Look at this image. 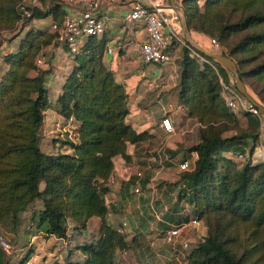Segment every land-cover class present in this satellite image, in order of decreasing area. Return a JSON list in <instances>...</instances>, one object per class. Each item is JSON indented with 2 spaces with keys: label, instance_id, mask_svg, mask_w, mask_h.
I'll return each instance as SVG.
<instances>
[{
  "label": "trees",
  "instance_id": "trees-1",
  "mask_svg": "<svg viewBox=\"0 0 264 264\" xmlns=\"http://www.w3.org/2000/svg\"><path fill=\"white\" fill-rule=\"evenodd\" d=\"M23 1L0 0V29L13 31L20 18L21 26L47 15L59 22L65 12L62 0H38L39 4L25 6L29 15L23 16L19 11ZM181 4L188 28L222 42L241 33L226 53L236 66L258 59L254 50L264 43V27L257 28L264 24V0H203L202 6L199 0H181ZM101 35L87 36L55 99L57 112L77 121L74 139L60 140L63 150L46 152L38 143L39 125L48 105L43 84L47 69L38 68L34 57L40 45L57 43L55 33L28 26L15 50L2 56L6 67L0 74V228L8 220L13 231L18 215L34 201L39 205L31 209L29 219L46 234L64 237L68 224L80 230L90 216L100 219L96 237L77 245L82 258L60 264H118L115 251L124 249L126 241L124 233L105 217L106 179L113 157L128 160L127 144L146 136L126 121L127 93L102 62ZM197 51L215 65L224 81H232L219 62ZM237 52L249 56L238 61L232 57ZM217 72L181 46L178 100L199 126L197 140L183 150L195 151L196 158L192 169L179 174L184 185L180 193L191 205V216L205 226L187 258L189 264H264V161L238 165L224 154L242 150L256 137L258 119L241 112L245 122L239 124L237 114L224 104ZM249 72L264 77V61ZM237 73L245 86L238 68ZM0 264H8L1 246Z\"/></svg>",
  "mask_w": 264,
  "mask_h": 264
},
{
  "label": "crops",
  "instance_id": "crops-1",
  "mask_svg": "<svg viewBox=\"0 0 264 264\" xmlns=\"http://www.w3.org/2000/svg\"><path fill=\"white\" fill-rule=\"evenodd\" d=\"M172 1L173 3L167 0L169 7L180 15L179 22L175 26L180 29L181 35L195 47L203 46L202 43L208 36L197 30L185 32L181 14L177 8V6L181 7L180 0ZM34 4L37 3L34 2ZM124 10L125 7H115L103 13L105 27L100 36L104 43L101 59L103 64L112 70L114 79L123 84L127 93L126 121L135 131L144 130L146 136L137 142L127 144L128 160L125 161L118 155L113 157L111 171L114 181L107 185L108 189L104 193L107 210L111 215L109 218L105 217L111 226L119 225L122 219L128 221L123 231L126 247L115 251V261L118 264H166L169 246L158 239L154 248L147 247L144 245V232L154 225L164 226L167 222L181 220L184 217L187 219L191 217L192 208L186 197L180 193L181 171L177 168V161L182 156L180 151L174 152V148L180 145L181 138L176 131L171 134L163 132L159 125V118L165 113L176 125L179 121L190 117L187 115L186 108L178 100V63L176 62L178 59L174 57L178 55V47L171 46L172 60L167 64L143 63L138 56L137 46L145 38L144 26L141 22L121 20ZM50 21L49 15L32 18L21 31L12 36L11 40L0 39V74L6 67L3 54L15 50L24 29L31 26L50 31ZM43 47L48 50L50 57V68L43 76L48 105L43 110L38 134L39 136L57 135L65 132L64 135L73 140L77 121L72 117H62L56 110L55 99L66 73L74 64V59L66 53L62 45L54 41ZM106 48H111V51L107 52ZM144 111H148L147 117L143 116ZM239 118H241L240 123L243 124L245 118L243 116ZM44 141V138L40 139V148L41 144L44 145ZM160 145L165 148L167 157L165 156L163 160L164 166L156 169V164L148 162L147 156ZM45 147L46 150H43L50 152L48 145ZM58 147L56 150H60ZM68 150L69 148L66 147L65 151ZM224 154L227 155V151ZM185 157L194 163L196 153L189 151ZM136 167L142 168L143 176L139 179L140 192L133 194L130 192V186L134 181L132 171ZM154 212H158V216ZM156 217L160 219L157 220ZM99 220L96 215L90 216L85 227L80 230H74L70 223L67 226V236L64 237L46 234L36 228L32 229L29 223L22 230L24 245L17 249V252L20 250L22 254L16 258L14 264H17V261L26 254L22 264H50L49 257L47 258L46 255L55 249L56 244L60 245V257L51 264H60L65 259L80 260L83 254L77 245L96 237ZM204 233L205 227L200 223L183 235L192 240L196 234ZM14 237L16 238V234ZM41 238L46 241L40 242ZM50 238L52 241L47 242Z\"/></svg>",
  "mask_w": 264,
  "mask_h": 264
},
{
  "label": "built area",
  "instance_id": "built-area-1",
  "mask_svg": "<svg viewBox=\"0 0 264 264\" xmlns=\"http://www.w3.org/2000/svg\"><path fill=\"white\" fill-rule=\"evenodd\" d=\"M65 12L59 22L51 20L49 23L50 30L55 33V41L66 47V53L73 57L79 53L82 44L88 35H100L105 27L103 13L115 7H125L121 14V20L124 22H141L145 29V38L141 40L137 46L138 56L143 63H152L163 65L172 60L170 42L174 40L178 45L188 47L189 53L199 62H208L217 72V68L213 63L202 56L188 40L180 33V29L175 25L179 22L180 15L177 11L171 9L167 0H62ZM31 3V1H30ZM26 2L23 1L19 5V11L23 16H28L29 11L25 8ZM20 18L15 22L14 32L21 26ZM19 29V30H20ZM18 30V31H19ZM7 30H0V39H8ZM207 48H219L218 41L208 36ZM201 48V47H200ZM204 49V48H203ZM107 52L111 48H106ZM44 62L41 52L34 57V63L40 65ZM220 93L226 107L234 114L241 112H249L254 114L258 119L256 142L254 152L250 155L243 150L227 151V156L237 161L253 162L257 159L264 161V115L260 109L252 102L247 100L233 86L232 81H224L217 72ZM143 116H148V111L143 112ZM159 125L163 132L171 134L175 131V125L167 114H162L159 118ZM254 153V154H253ZM167 157L165 148L158 146L147 156L148 162L155 163L156 169H161L164 164L163 160ZM193 162L188 158H181L177 161V168L180 171L190 170ZM134 181L130 186V192L138 194L141 190L139 179L143 176L142 168L136 167L132 171ZM114 175L112 171L109 173L106 183L112 184ZM181 181L180 187L183 188ZM158 216V212H154ZM111 215L106 210L105 216L109 218ZM157 220L160 217H156ZM201 223L200 219L191 216L187 219H181L174 222H167L164 226L154 225L144 232V245L154 248L156 242L160 239L164 244L169 246L168 262L166 264H189L188 252L195 242L200 240L204 234H196L191 240L183 234L194 229ZM202 224V223H201ZM128 225L126 219H122L120 224L113 226L117 230L123 232ZM205 227V226H204ZM0 246L5 253H9L10 245L0 235Z\"/></svg>",
  "mask_w": 264,
  "mask_h": 264
},
{
  "label": "rangeland",
  "instance_id": "rangeland-1",
  "mask_svg": "<svg viewBox=\"0 0 264 264\" xmlns=\"http://www.w3.org/2000/svg\"><path fill=\"white\" fill-rule=\"evenodd\" d=\"M30 1H31V3L33 2L32 4H34V2L39 4L38 0H33V1L30 0ZM180 3H181V0H180ZM202 3H203V0H199L200 6H202ZM181 7H182V4H181ZM263 27H264V24L263 25H259L257 28H263ZM26 28H28V27H26ZM36 28H38V27H36ZM41 29L43 30L44 28H41ZM0 30H7V32H8V37H7L8 40H11L12 36L16 33V32H14V29H13V31H10L9 29H0ZM21 30H22V28L19 31H21ZM24 30H26V29H24ZM189 30L194 31L196 29L188 28L187 33H188ZM239 34H241V33H238L237 35L231 36L229 38V40H226L224 42H222L221 40L216 39L218 41V43H219V46H220L217 49L203 47V46H207L208 45V43H209L208 42V37H207L206 41L202 43L203 46H200V45H197V46L201 47V48H204L206 50H210L212 52H220V53L222 52L225 55H227L226 53H228V48H229V45L231 44L230 42L233 41V40H236V37L239 36ZM206 35L209 36L208 34H206ZM45 39H47V37H45ZM174 45H176V46H174ZM44 46H45V44H44ZM170 46L178 47L177 54L178 55L180 54L181 45H178L174 41H171L170 42ZM38 52H41V54L43 56V60H44L43 63H45V64L42 63V64L36 65V66L38 68H40V69L41 68L42 69L50 68L49 67L50 66L49 65L50 57L48 55V50H46V48L44 49L43 45H40ZM254 53L258 54V56H259L258 59L252 60V61H250V60L240 61V62L237 63V68H238L239 71H241L242 79L245 81V86L244 87L246 89V92L255 101H257L259 104L264 106V104L259 99V98H261L262 100H264V98L261 97V95L264 96V77L259 78L258 76L253 75V74H251L249 72L252 68H255L256 64L264 61V43L263 42L258 44V46L254 50ZM178 55H174V57L178 59ZM247 56H249V54L240 53V52H237V53L232 55V57H234L235 59L237 58L236 60H238V61H239L240 58H247ZM176 62L178 63V60H176ZM227 72H228V77H229L228 79H231L233 81L232 73L229 70H227ZM237 116L238 117H242V114L241 113H237ZM240 119L241 118L238 119L239 124H240ZM238 121H237V124H238ZM198 126H199V124L192 118H189L187 120L186 119L185 120H181L175 125V131L179 134V136L181 138V141H180L181 143H180L179 146H176L174 148V152L180 151L179 153L181 154L182 158H186L185 155L188 154L186 152H183L184 148L186 146L194 143L197 140ZM64 134H65V132H64ZM64 134L62 132L58 133L57 135H43L42 134V135L39 136V134H38V140L39 141L42 138H44V140H45L43 142L44 145L41 144V149L42 150L43 149L46 150L45 145H48V148H50V149H48V151H51V150L55 151L56 148L58 147L57 145H60V140H63V138L67 137ZM57 138H59V139L56 142ZM54 142H56V143H54ZM256 145H257L256 137H254V138H252L251 141L248 140L245 143V145L242 148V150L245 151V153H247L248 155H250L252 152H254V150H256L255 149ZM58 148H60V150H63L64 146H60ZM261 161L262 160L257 159L255 161L251 162V164H254V163H257V162H261ZM240 163H243V161L239 160L237 162L238 165ZM38 205H39V201H34L33 203H31V205L29 206L28 209H26L24 212H21L18 215V223H17V225H15L16 228L13 231L11 230V227H10V224H9L8 220L5 221L4 222V226H2V228H0L1 236L10 245V251H9V253H6L9 264H14L16 258H18V256H20L22 254V251H20V250L17 252V249L19 248V246L24 245V244H22V242H23L22 230L24 228H26V226H28L29 223L31 224L29 226L30 228H32V229L36 228L35 225H34V221L33 222L30 221L29 215L31 214V209H36L38 207ZM201 223L203 224L202 221H201ZM15 234H16V238L14 237ZM41 237H43V236L41 235ZM38 238H40V237H38ZM42 240H43V242L46 241V239H42V238L39 241L41 242ZM51 241H52L51 238L49 240H47V242H51ZM56 245L57 246L55 247V249L49 251L50 252L49 255L48 254L46 255L47 258L49 257L48 262L50 261V264L52 262H54V261H57V259H59V257H60V255H59L60 254V245L59 244H56Z\"/></svg>",
  "mask_w": 264,
  "mask_h": 264
},
{
  "label": "water",
  "instance_id": "water-1",
  "mask_svg": "<svg viewBox=\"0 0 264 264\" xmlns=\"http://www.w3.org/2000/svg\"><path fill=\"white\" fill-rule=\"evenodd\" d=\"M26 2V5L30 6L31 3H30V0H25ZM171 3H173L172 0H170ZM178 10L180 11V14H181V21H182V26H183V29L185 32H187L188 30V27H187V24H186V20H185V16H184V12H183V8L180 7V6H177ZM199 50L209 56V57H212L213 59H215L217 62L220 63V65H222L224 68H226L227 70H229L231 73H232V77H233V84H234V87L247 99L249 100L250 102H252L254 105H256L261 112L264 113V106L259 104L257 101H255L247 92H246V89L237 73V66L234 62V60L223 54V53H220V52H212L210 50H206V49H203V48H200L198 47Z\"/></svg>",
  "mask_w": 264,
  "mask_h": 264
}]
</instances>
